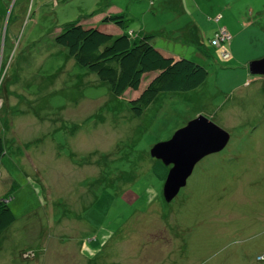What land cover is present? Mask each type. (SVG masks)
Listing matches in <instances>:
<instances>
[{
  "label": "rangeland",
  "instance_id": "rangeland-1",
  "mask_svg": "<svg viewBox=\"0 0 264 264\" xmlns=\"http://www.w3.org/2000/svg\"><path fill=\"white\" fill-rule=\"evenodd\" d=\"M162 1L0 0V196L15 218L0 264H264V77L248 72L264 57V0H181L184 13ZM111 4L128 31L174 28L176 45L156 33L155 46L205 82L133 116L140 91L113 96L54 41ZM190 24L203 30L185 41ZM199 116L230 139L167 203L169 167L151 149Z\"/></svg>",
  "mask_w": 264,
  "mask_h": 264
},
{
  "label": "trees",
  "instance_id": "trees-1",
  "mask_svg": "<svg viewBox=\"0 0 264 264\" xmlns=\"http://www.w3.org/2000/svg\"><path fill=\"white\" fill-rule=\"evenodd\" d=\"M146 1L153 8L157 0ZM127 17L104 13L94 26L70 22L61 27L54 41L79 67L106 83L113 96L140 91L135 100L128 102L135 117H140L159 94L190 92L205 82V68L184 56L175 58L163 53L155 43L156 33L130 35ZM148 78L150 83L141 89V82ZM4 153L0 139V165ZM10 198L11 191L0 197V237L15 221L8 205Z\"/></svg>",
  "mask_w": 264,
  "mask_h": 264
},
{
  "label": "water",
  "instance_id": "water-1",
  "mask_svg": "<svg viewBox=\"0 0 264 264\" xmlns=\"http://www.w3.org/2000/svg\"><path fill=\"white\" fill-rule=\"evenodd\" d=\"M250 75L264 77V57L248 64ZM230 137L202 116L188 122L167 141L151 149V157L170 166L164 181L162 196L171 202L186 186L195 165L208 155L222 151Z\"/></svg>",
  "mask_w": 264,
  "mask_h": 264
},
{
  "label": "crops",
  "instance_id": "crops-1",
  "mask_svg": "<svg viewBox=\"0 0 264 264\" xmlns=\"http://www.w3.org/2000/svg\"><path fill=\"white\" fill-rule=\"evenodd\" d=\"M177 1H179L178 2V9H180L181 11H182V13H184V6H183V3L181 2V0H177ZM166 3H169V0H166ZM166 6V5H165ZM164 6V7H165ZM111 9L112 8H115V10H113L112 12H110V9H107V11L108 12H110V13H122L121 11H120V9L119 8H116V7H110ZM164 9V8H163ZM106 11V12H107ZM107 12V13H108ZM161 27V30H158V32H156V31H154V33H160V34H166V35H168L169 37L168 38H164V42L166 43V42H172V44H174V45H176V42L177 41H175L174 40V34H175V30H174V28H172V27H169L167 24H164V25H161L160 26ZM202 30H203V26L202 25H200L199 24V26H195V25H192V24H190V25H188L185 29H184V31L182 32V37H183V39L185 40V41H187V39H190L192 36H191V31H194L195 33H201L202 32ZM145 31H148L145 27H142L138 32H134V31H130V32H133V33H136L135 34V36L136 35H138V34H142V33H148V32H145ZM158 36V35H157ZM178 37V36H177ZM180 43H182L181 41H180ZM183 46H184V44H183ZM167 48H163V53H165V54H167V55H171L169 52V50H166ZM173 54H172V56H174L175 58H177V57H179V55L178 54H175V53H177L176 51H174V52H172ZM175 54V55H174ZM2 196V195H1ZM0 196V197H1Z\"/></svg>",
  "mask_w": 264,
  "mask_h": 264
}]
</instances>
